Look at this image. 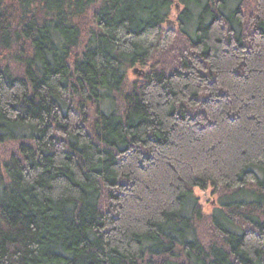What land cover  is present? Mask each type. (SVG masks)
Returning <instances> with one entry per match:
<instances>
[{
    "label": "trees",
    "instance_id": "16d2710c",
    "mask_svg": "<svg viewBox=\"0 0 264 264\" xmlns=\"http://www.w3.org/2000/svg\"><path fill=\"white\" fill-rule=\"evenodd\" d=\"M0 150V264H264V0H0Z\"/></svg>",
    "mask_w": 264,
    "mask_h": 264
},
{
    "label": "rangeland",
    "instance_id": "374dc122",
    "mask_svg": "<svg viewBox=\"0 0 264 264\" xmlns=\"http://www.w3.org/2000/svg\"><path fill=\"white\" fill-rule=\"evenodd\" d=\"M251 8H252V6L249 3L247 9H251ZM168 26H170V24H168ZM138 71H141V70H139L138 68H136V69H134V71H130V73L128 75L130 81H132V80H134L136 78H139L141 76L138 73ZM195 194H196L197 198L199 199L200 204L202 205L205 213H211V210H212L213 207H211L212 205H210V203H213L214 202L213 196L211 194V191L209 190V191L204 192V193L203 192H196Z\"/></svg>",
    "mask_w": 264,
    "mask_h": 264
}]
</instances>
